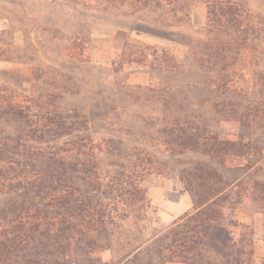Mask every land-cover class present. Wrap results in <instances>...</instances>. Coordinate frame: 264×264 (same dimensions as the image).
Returning a JSON list of instances; mask_svg holds the SVG:
<instances>
[{
	"label": "trees",
	"instance_id": "16d2710c",
	"mask_svg": "<svg viewBox=\"0 0 264 264\" xmlns=\"http://www.w3.org/2000/svg\"><path fill=\"white\" fill-rule=\"evenodd\" d=\"M101 1L127 3L162 27L188 20L179 0ZM205 4L206 25L182 60L166 49L122 52L116 73L151 57L146 86L114 81L74 95V105L61 93L0 86V264L253 263V241L233 237L238 223L225 209L247 194L264 217V183L254 179L264 163V17L240 0ZM5 53L0 61H10ZM31 83L46 82L34 74ZM187 153L197 159L180 161ZM172 162L192 212L146 238L144 182Z\"/></svg>",
	"mask_w": 264,
	"mask_h": 264
},
{
	"label": "rangeland",
	"instance_id": "374dc122",
	"mask_svg": "<svg viewBox=\"0 0 264 264\" xmlns=\"http://www.w3.org/2000/svg\"><path fill=\"white\" fill-rule=\"evenodd\" d=\"M188 12L186 23L174 27H162L154 23L153 15L143 16L122 5L107 4L101 0H0V45L10 61H0V86H8L22 95L57 92L66 95V105L76 104L74 95L87 96L110 87L114 81L129 85L146 86L151 83L148 64L145 66L124 64L116 73L122 52L136 54L142 48L166 49L177 60L187 53V46L199 36L206 25V0H179ZM251 12L264 17V0H240ZM129 2V1H127ZM179 16V14H177ZM245 81L252 86V72L248 60H241ZM39 75L44 84L33 85V75ZM153 83V82H152ZM72 94V96H71ZM223 135L233 139L236 128L230 123L219 125ZM197 159L187 153L180 161L186 163ZM244 163V161H242ZM236 161L230 162L231 166ZM167 174L151 175L144 186L165 189L166 197L171 189L185 191L178 179L177 165L171 163ZM251 170L254 179L264 183V163L258 170ZM187 192V191H185ZM188 193V192H187ZM189 194V193H188ZM163 195V196H164ZM149 199L148 219L144 235L151 238L179 222L189 209L169 224L161 223L158 208ZM191 197V196H190ZM161 196H159V199ZM226 204V222L234 220L233 237L247 235L253 241V263L260 264L264 256V217L258 204L247 195H240V203L230 200ZM112 254H99L102 261H109ZM179 264V263H172Z\"/></svg>",
	"mask_w": 264,
	"mask_h": 264
},
{
	"label": "crops",
	"instance_id": "0c3cea01",
	"mask_svg": "<svg viewBox=\"0 0 264 264\" xmlns=\"http://www.w3.org/2000/svg\"><path fill=\"white\" fill-rule=\"evenodd\" d=\"M170 191L166 197L165 189L152 186L147 189V195L150 196L152 205L158 208L159 220L164 224L173 222L181 214L192 209V199L187 192L177 189ZM159 196H161L160 199Z\"/></svg>",
	"mask_w": 264,
	"mask_h": 264
}]
</instances>
